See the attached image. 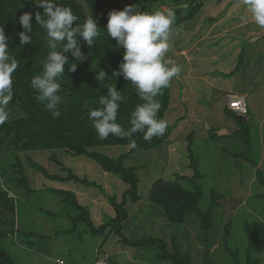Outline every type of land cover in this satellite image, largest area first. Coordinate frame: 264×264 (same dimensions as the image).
<instances>
[{
    "label": "rangeland",
    "instance_id": "obj_1",
    "mask_svg": "<svg viewBox=\"0 0 264 264\" xmlns=\"http://www.w3.org/2000/svg\"><path fill=\"white\" fill-rule=\"evenodd\" d=\"M174 1L102 0L110 12L123 10L129 5H138L140 11L167 12L171 9L175 13ZM235 5L231 1L219 3L218 0H206L204 8L193 20L181 24L178 23L179 15L175 13V23L169 37L170 49L165 59H171L182 71L171 80V104L165 119L169 124L167 131H171L173 124L183 117L181 128L187 131L184 129L180 133L182 138L179 139V160L176 163L168 161L170 145L167 141L154 150L136 151L128 156L125 163L128 167L139 168L142 196L140 202L127 205L130 216L124 225L125 235L131 241L162 239L168 243L169 250H173L172 244L175 240L192 264H208L205 258V239L201 236L197 214L193 212L187 216L185 224L175 225L164 218L161 208L148 200L150 189L156 180L173 178L172 172L193 175L188 165L190 161L187 138L190 135L194 134L193 151L203 175L198 181L204 191L201 212L208 209L213 192L221 196L219 206L214 211L215 224L210 232L211 262L235 264L233 256L224 245L226 225L231 223L229 248L238 254L240 263L245 264V251L248 247L245 225L253 221L264 223V185L259 182L257 170L252 164L233 157L245 152L246 143L240 137L227 136L234 134L239 129V124L235 117L226 113L230 94L246 97L248 118L253 121L250 124L251 149L247 157L258 165L264 178V28L254 23L251 13L242 4L239 7ZM182 11L184 14L188 12L185 9ZM243 51L244 56L240 58ZM238 66V72L230 76ZM207 77L222 78L227 82L225 86L231 89L230 93L220 94L215 82L205 81ZM188 90L192 94L189 92L185 96ZM183 97L185 101L194 102V106H197L193 112L189 104L183 101ZM197 97L199 104L195 101ZM6 111H10L9 106ZM185 116L187 121L184 120ZM210 134L226 137L212 142ZM4 149L0 154V158H6L0 161L3 175L1 185L17 205L16 223L20 231L17 236L6 237L2 246L11 254L16 264H96L97 253L102 245L111 264H172L156 259V246H127L110 233L105 237L92 236L84 224L74 229L69 215L76 214V211L52 190L74 193L75 188H86L75 182L62 186V183L47 179L29 165L33 161L49 174L63 177L68 176V172L62 170L67 167L78 177L87 178L100 185L103 184L102 178L106 172L95 161L87 157L69 156L61 149L10 154L6 151L7 148ZM128 149L129 147L117 146L99 148L97 151L118 158L127 154ZM15 156H20L34 193H26L13 180L15 174L12 164L16 163ZM53 156L59 163L52 159ZM111 177L116 184L120 183L121 187L127 188L119 178L114 175ZM116 184L111 185L110 191L120 202L123 190ZM185 186L190 188L188 183ZM103 188L104 190L87 186V192L92 197L106 198L108 209L112 210V215L105 213L108 216L103 220L102 215L107 209L97 216L98 226L101 221L105 224L113 215L115 217L114 209L108 204L106 188ZM90 203L89 211L92 206L94 209L99 207L95 205L94 199ZM43 237L45 239L41 240ZM252 257L264 264V245L256 247Z\"/></svg>",
    "mask_w": 264,
    "mask_h": 264
},
{
    "label": "trees",
    "instance_id": "obj_2",
    "mask_svg": "<svg viewBox=\"0 0 264 264\" xmlns=\"http://www.w3.org/2000/svg\"><path fill=\"white\" fill-rule=\"evenodd\" d=\"M206 0H175L174 10L179 15L178 23L193 20L204 8ZM231 1L234 4L237 0H218L219 3ZM60 6L70 7L73 14L78 17L75 24L82 25L85 19L92 15L100 27V35L95 39L94 46H88L81 40V51L86 57L83 60H75L70 53H66L69 62L65 65V73L58 78L61 84L59 95L62 102L58 105L60 115L53 118L47 110L46 104L35 99L36 91L30 87L32 78L43 72L44 64L50 49L47 45L46 30L35 19V14L43 10L38 8L34 0H0V29H4L9 38V53L17 61L18 67L12 74L13 79V97L7 106L9 119L0 125V154L5 151L21 153L31 150H65L72 157H87L95 161L104 172L119 178L126 186L122 200L119 202L117 197L107 196L109 204L115 212V217L107 223L95 226L89 209L81 205L77 196L64 190H52L64 203L70 205L76 214L69 215L73 222L74 229L84 224L92 236L105 237L107 234H114L119 242L140 248L146 245L158 247L156 259L160 262L169 261L172 264H192L191 259L184 255L179 249V244L174 240L173 250H169L168 243L162 239L148 238L146 240L131 241L124 233V225L128 222L130 213L127 210L128 203H138L142 200L140 194L141 179L138 175L139 168L128 167L125 163L129 155L136 151H147L159 148L169 140L171 131H166L163 136L153 137L150 141L143 139L140 133L132 134L130 137L120 138L110 134L105 139H100L94 128V121L89 119V112L94 108H100V100L106 98L107 89L116 87L121 94L119 101V110L116 122L121 125L124 131L131 128L130 119L137 105L142 104L137 90L123 76H114L113 73L119 71V65L123 60L124 49L117 42L108 37L107 23L109 10L102 0H57ZM186 6V7H184ZM182 9L187 10L186 14ZM32 13V44L21 45L19 33L23 31L19 23V17L24 13ZM79 42V40H78ZM57 51L62 48L58 45ZM244 56V51L240 58ZM243 61V60H242ZM241 61V63H242ZM76 64V70L71 71L70 66ZM105 71L107 77L104 80L98 79V73ZM239 66L231 75H235ZM172 97L171 82L167 88H164L155 100L160 104L157 113L158 119H165L170 108ZM227 115L237 119L239 129L232 135L240 137L246 143V150L241 155H234V158L243 159L252 164L257 170L259 182L264 185V178L261 175L258 165L251 161L247 156L251 149V125L247 122H241L240 118L226 109ZM249 112L247 114V118ZM249 119V118H248ZM180 122V121H179ZM253 124V123H252ZM210 140L216 142L226 136L210 134ZM194 134L188 137V157L189 169L193 171L191 178L177 175L174 180H165L160 178L156 180L149 194V201L161 208L164 218L172 224L183 225L187 221V216L193 212L199 217L202 237L205 239V258L208 264L211 262L210 232L215 224V209L219 206L220 195L212 193L211 203L208 209L202 213L200 204L204 197L203 187L198 184L202 178L199 170V161L195 158L193 151ZM130 141H135V147L130 146ZM129 147L127 154H122L118 158H112L97 151L99 148L107 147ZM6 159V158H3ZM0 158V161L3 160ZM57 163L59 161L55 156L52 157ZM16 163L14 167V181L18 187H23L26 193H34L30 188L24 167L20 156H15ZM29 165L41 172L47 179L62 183L75 182L85 186H94L102 189V186L87 178H80L67 167L62 170L68 172V176L49 174L42 166L29 162ZM1 169V168H0ZM17 174V175H16ZM0 171V264H16L11 254L2 246L3 240L11 235H16L20 231L16 223L17 205L13 201L7 190L1 185ZM190 185V188L185 186ZM231 223L226 225L224 245L225 249L233 256L235 264H241L238 254L229 248L231 238ZM16 233V234H15ZM245 233L248 240V247L245 251V264H260V261L252 257L254 249L264 245V223L262 221H253L245 225ZM30 236V234L28 235ZM43 237L41 240H44ZM98 253H106L102 249ZM98 259V256H97ZM110 260V259H109ZM108 264H111L110 261Z\"/></svg>",
    "mask_w": 264,
    "mask_h": 264
},
{
    "label": "clouds",
    "instance_id": "obj_3",
    "mask_svg": "<svg viewBox=\"0 0 264 264\" xmlns=\"http://www.w3.org/2000/svg\"><path fill=\"white\" fill-rule=\"evenodd\" d=\"M34 2L43 10V14L40 12L35 14V19L37 24L46 30L50 52L42 74L32 78L30 87L37 93L35 99L45 103L53 118H58L60 115L58 105L62 102L58 78L65 73V65L69 62L65 54L70 53L77 61L85 59L81 51V40L88 46H94L95 39L100 35V27L92 15L88 16L82 25L74 26L78 17L73 14L70 7L60 6L57 0ZM241 4L251 13L254 23L264 28V0H237L235 6L239 7ZM32 19V13L28 12L19 17V23L23 28L19 33L21 45L32 44V36L29 35L33 30ZM174 23L175 13L171 9L167 12H145L140 11L138 5H129L123 10L109 12L107 35L124 49L119 71L113 75L123 76L129 81L143 103L137 105L131 115L130 130L124 131L116 122L120 107L118 102L122 99L120 91L116 87L108 88L106 98L100 100L102 107L89 112V119L94 121V128L100 139H105L110 134L126 138L140 133L144 140L150 141L153 137H160L166 133L169 124L166 119L157 118L160 104L155 98L182 71L171 59H165L170 49L169 37ZM58 45L62 48L61 51L56 50ZM17 67V61L9 53V38L4 29H0V125L8 119L6 108L13 97L12 74ZM69 68L75 71L76 64L73 63ZM105 77H107L105 71L98 73L99 80H104ZM229 97L227 109L231 111ZM235 115L247 118V115ZM130 146L135 147V141H130Z\"/></svg>",
    "mask_w": 264,
    "mask_h": 264
},
{
    "label": "crops",
    "instance_id": "obj_4",
    "mask_svg": "<svg viewBox=\"0 0 264 264\" xmlns=\"http://www.w3.org/2000/svg\"><path fill=\"white\" fill-rule=\"evenodd\" d=\"M230 76H234V75H230ZM205 81L206 82H208V83H214L216 86H217V88H218V92H220V94H222L223 92H228V93H230L229 91L231 90L229 87H226L225 85H226V83L227 82H225V81H223V79L222 78H214V79H209L208 77L205 79ZM231 87V86H230ZM215 87H213V89H214ZM190 92V90H188L187 92H186V94H185V96H187L188 95V93ZM191 93V92H190ZM189 93V94H190ZM241 93V92H240ZM192 94V93H191ZM231 95V94H230ZM184 96V97H185ZM184 97H183V101L185 102V103H188L189 104V106H190V109L192 110L191 112H193V110H195L196 109V107L197 106H194V102L192 103V102H188V101H185V99H184ZM198 104H199V100H198V97L196 98V100H195ZM179 104V103H178ZM181 113V112H180ZM181 119H183V117H180L174 124H173V126H172V131H171V134H170V137H169V140H168V142L167 143H169V145H170V147L168 148V154H169V159H168V161L170 162V163H173V162H178V160H179V156H178V151H179V147L181 146V143H180V138H182V136H181V132H182V130H184V129H182L181 127L183 126V122H181ZM184 120L185 121H187V117L185 116V118H184ZM180 121V122H179ZM253 122V121H252ZM184 131H187L186 129L184 130ZM188 139V138H187ZM188 141V140H187ZM130 150V148L127 150V152ZM166 152V151H165ZM189 158V157H188ZM189 165V164H188ZM87 168H88V166H87ZM96 174V173H95ZM177 175H180V176H186V177H189V178H191L193 175H191L190 173H187L186 172V174H183V173H179V174H176V173H174V172H172L171 173V177H173V178H168L169 180H174L175 179V177L177 176ZM168 179H165V180H168ZM115 179H113V177H111V175L110 174H108V173H105V175L103 176V178H102V181H103V184H100V186H102V189L104 190V188L103 187H105L106 189H105V191L107 192V194L106 195H108V196H113V195H111V185H115L116 184V181H114ZM89 181H91V182H95V181H92V180H89ZM60 183H62V182H60ZM70 182H67V183H62V186H64V185H67V184H69ZM83 185V184H82ZM99 185V184H98ZM104 185V186H103ZM117 186H119V188L121 189V190H123V194H124V190H126L125 188H123V187H121V185H120V183H117L116 184ZM83 187L84 188H86V189H74L73 191H74V193H75V195L77 196V198H78V200H79V202H80V204L81 205H83V206H85V207H89L90 206V201L92 200V199H94L95 200V205L96 206H99L98 208H95L94 209V206H92V210L90 211V213H91V216H93L92 217V220H93V222H94V224H95V226L96 227H98V224H97V219H98V215H102V212L103 211H105L106 209V211L103 213V215H104V217H103V215H102V219L101 220H103V218H105L106 216H110V215H112V210L109 208L108 209V206H107V201H106V198H103V199H101V198H97L96 196L95 197H92L90 194H89V192H87L88 191V189H87V186H85V185H83ZM88 187H90V186H88ZM96 189H97V187H95ZM123 194H122V196H123ZM115 196V195H114ZM116 197V196H115ZM92 198V199H91ZM87 200H89V201H87ZM109 204V203H108ZM102 207V208H101ZM111 207V206H110ZM100 213V214H99ZM105 213H107L108 215H106ZM113 217H114V215H113ZM112 217V218H113ZM105 221V220H104ZM101 225H103L104 224V222H102L101 221V223H100ZM100 226V225H99ZM100 249V248H99ZM107 252V251H106Z\"/></svg>",
    "mask_w": 264,
    "mask_h": 264
},
{
    "label": "built area",
    "instance_id": "obj_5",
    "mask_svg": "<svg viewBox=\"0 0 264 264\" xmlns=\"http://www.w3.org/2000/svg\"><path fill=\"white\" fill-rule=\"evenodd\" d=\"M229 109L239 116H246L248 114L246 98L241 95H231L229 97ZM109 259L108 254L99 253L96 264H108Z\"/></svg>",
    "mask_w": 264,
    "mask_h": 264
},
{
    "label": "water",
    "instance_id": "obj_6",
    "mask_svg": "<svg viewBox=\"0 0 264 264\" xmlns=\"http://www.w3.org/2000/svg\"><path fill=\"white\" fill-rule=\"evenodd\" d=\"M240 121L244 122V123L248 121L250 124L253 123L251 119H247V118H243V117H240Z\"/></svg>",
    "mask_w": 264,
    "mask_h": 264
}]
</instances>
